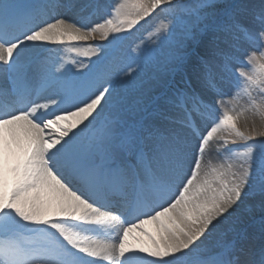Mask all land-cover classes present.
<instances>
[{"label":"snow or ice","instance_id":"snow-or-ice-1","mask_svg":"<svg viewBox=\"0 0 264 264\" xmlns=\"http://www.w3.org/2000/svg\"><path fill=\"white\" fill-rule=\"evenodd\" d=\"M156 9L179 38L114 62ZM161 67L137 118L114 117ZM245 114L264 120V0H0V264H264V126Z\"/></svg>","mask_w":264,"mask_h":264},{"label":"rangeland","instance_id":"rangeland-1","mask_svg":"<svg viewBox=\"0 0 264 264\" xmlns=\"http://www.w3.org/2000/svg\"><path fill=\"white\" fill-rule=\"evenodd\" d=\"M106 8H110L115 0H104ZM230 0H216L218 5H223L224 3H228ZM250 2L259 9L261 4V0H250ZM178 15V13H177ZM172 20L173 21V36L169 41H160L156 35V29L162 22H166ZM180 28L179 25L173 18V15H170L167 12L161 11V9H156L152 12V14L145 18V20L141 21L131 32H127V39L124 43L120 44L116 49L112 52V59L114 62H121L127 60L128 57L132 54V49L135 48L137 44H141L143 49H151L158 56L163 57L164 52L167 50L168 45L173 43L175 39L179 38ZM123 34V33H122ZM121 35V34H120ZM155 41V43H154ZM88 44L96 45H107L108 41L100 40L99 34L96 35L94 39H91L87 42ZM247 48V46H245ZM191 49H189L190 51ZM47 54L50 55L52 60H56L57 58H68V59H76V60H84V57L77 55L76 53L69 52L68 49L62 48L57 45H52L47 50ZM96 58L93 57V60ZM87 62V61H85ZM162 63V60H161ZM195 63V58H192L189 61L188 66L185 71L187 74H191L192 68L191 65ZM161 78H170L167 76L165 70L161 67L159 72H149L147 70L140 71L139 74L135 77V87L134 88H125L120 90V95L122 97V105L123 107L116 106L110 110L111 114L116 118H123L127 120H132L137 118L136 106L138 102H143V92L147 91L149 87L152 88L153 93H157L161 89L157 85L156 81ZM179 75L176 76L178 80ZM10 87V85H5ZM246 104V100H241L240 105L238 107H243ZM237 126L241 129V131H248L252 127H261L264 126V120H261L259 116L253 117L249 114H245L239 121ZM242 141L238 142L242 144ZM238 145L229 144V148H236ZM215 154L212 156L213 163H217L220 161L221 157L214 150ZM220 152L223 153L224 149H220ZM259 196L250 197L246 201L247 205L254 206V215L256 220L258 221L260 218L259 213ZM241 213L244 212V208H241ZM145 228L152 232L150 227ZM139 235V233H137ZM146 240V238H145ZM149 259H151L149 257Z\"/></svg>","mask_w":264,"mask_h":264},{"label":"bare ground","instance_id":"bare-ground-1","mask_svg":"<svg viewBox=\"0 0 264 264\" xmlns=\"http://www.w3.org/2000/svg\"><path fill=\"white\" fill-rule=\"evenodd\" d=\"M214 154H215V152L213 151L210 155H211V157L212 156H214ZM208 157H206V159H207ZM147 228L148 227H150V229H152V231H153V234H156V226L155 225H153V224H149V225H145Z\"/></svg>","mask_w":264,"mask_h":264}]
</instances>
